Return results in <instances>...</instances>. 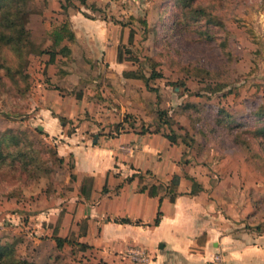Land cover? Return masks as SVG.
Instances as JSON below:
<instances>
[{"label":"rangeland","instance_id":"rangeland-1","mask_svg":"<svg viewBox=\"0 0 264 264\" xmlns=\"http://www.w3.org/2000/svg\"><path fill=\"white\" fill-rule=\"evenodd\" d=\"M77 1L86 17L106 26L103 40L113 44L109 50H82L77 39L66 59L55 61L60 53L49 54L54 65H44V53H38L49 48H44L40 33L44 17L37 4L27 0L32 41L26 71L31 85L21 97L0 79V132L14 129L42 151L39 162L48 167L36 173L22 171L21 164L0 170V242H13L17 256L29 261L104 264L97 250H81L71 232L73 244L56 248L51 234L60 229L54 231L58 221L52 215L66 212L63 199L72 184V156L63 152L67 148L62 137L75 136L72 144L82 136L92 140L99 132L115 133L119 122L122 133L134 128L176 135L175 144L164 138L163 147L156 150L169 157L170 170L178 165L180 172L194 176L195 184L204 181L215 188L218 201L229 204L235 224L250 232L264 231V163L259 158L264 160V137L252 138L264 124V0H196L184 9L187 17L171 5L174 0ZM64 5L56 13L60 19L66 7L73 10L71 0ZM198 7L207 12L199 18L194 12ZM125 72L141 77L127 78ZM2 73L0 69V77ZM58 92L66 95L68 105L78 104L79 112L50 113L57 109ZM220 109L240 124L235 132L248 143H233L226 123L217 120L223 117ZM62 117L66 124L60 127ZM167 120L171 125L162 122ZM136 138L150 149L161 140ZM124 250L117 255L131 261L122 255Z\"/></svg>","mask_w":264,"mask_h":264},{"label":"crops","instance_id":"crops-1","mask_svg":"<svg viewBox=\"0 0 264 264\" xmlns=\"http://www.w3.org/2000/svg\"><path fill=\"white\" fill-rule=\"evenodd\" d=\"M33 1L44 17V22L40 21L44 48L50 46L49 34L64 18L69 20L75 36L74 44L63 42L69 45L70 54L77 39L80 49L94 53L98 50L103 54L113 45L103 40L106 26L86 17L77 0H71L73 10L71 5L66 7L63 19L56 13L70 0ZM48 55L44 53L40 59L51 68L53 63L50 64ZM66 57L55 54V61ZM103 92L100 89L101 95ZM57 95V109L50 113L73 116L79 112L78 104L72 106L68 100V105L65 94ZM100 133L98 137L93 135L92 140L82 136L81 142L75 144V136L62 137L67 148L63 152L72 156L68 179L72 184L63 199L66 212L62 209L63 212L55 213L59 216L52 215L58 221L54 231L60 229L55 235L66 237L68 232L73 233L76 241L97 250L104 264H136L117 255V251L131 245L147 249L152 255L150 264H264V231L259 228L258 233L250 232L242 224H235L237 220L228 215L229 204L218 201L214 187L198 182L200 188L194 192V176L180 172L178 165L170 170L169 157H161L156 151L163 147L165 136L136 130ZM138 135L161 140L156 149H150L137 140ZM157 216L159 224L152 225ZM121 218L132 222L122 223ZM217 254L220 261L214 260Z\"/></svg>","mask_w":264,"mask_h":264},{"label":"trees","instance_id":"trees-1","mask_svg":"<svg viewBox=\"0 0 264 264\" xmlns=\"http://www.w3.org/2000/svg\"><path fill=\"white\" fill-rule=\"evenodd\" d=\"M196 0H174L171 4L183 17H187L186 11L192 7V4ZM62 8H65V5L62 4ZM194 12L199 18L202 15H205L207 12L203 8H195ZM29 13V7L27 0H0V69L3 72L0 79L6 80L10 84V88L13 90L14 94L17 96H24L29 90L31 85V79L29 73L26 71L28 66V57L30 55V44L32 41L31 31L26 24V17ZM194 16V13H193ZM196 18V19H197ZM211 19H207V24L211 23ZM51 44L48 49L41 50L38 53H48L51 56L55 53H60L64 56H68L71 53L70 47L68 44H63V42H70L74 40V33L71 29V25L68 19L62 21L57 25L49 35ZM9 54V57L5 56L3 52ZM121 59V58H120ZM127 78H140L141 75L135 72H125ZM161 76V75H155ZM190 107V106H186ZM193 107V106H192ZM223 109L219 110V114H223V117L218 118V122L226 123L230 131L231 139L234 144H244L248 143L246 139H242L241 135L235 132L239 129L240 124L236 123L232 118L231 114L224 113ZM259 114V118L261 113ZM264 114V113H263ZM162 111L160 112V116ZM226 119L224 120V118ZM161 120V119H160ZM222 121V122H221ZM62 125L66 124L64 117L61 118ZM163 123H169L170 121H162ZM233 124V125H232ZM169 125H171L169 123ZM123 127L122 123L115 124V131L120 132ZM133 130H135L133 128ZM202 130V129H201ZM114 132V131H113ZM112 132V133H113ZM139 132L145 133L146 130L142 129ZM159 129H156L154 133H158ZM110 133V134H112ZM71 132L68 133L70 135ZM102 133H97L94 137H98ZM171 144L177 142L176 135H171L170 133H162ZM264 137V124L253 131V139H258ZM250 142V141H249ZM248 145V144H247ZM42 151L35 149L29 141H26L19 137L16 134L15 130L8 128L0 132V170H4L5 167L14 168L16 164H21L19 167L22 171L27 173H36L41 169H48L45 167L44 163L39 162ZM50 154L52 157H57L55 160L58 163L63 160L61 157L57 156L56 150L50 149ZM259 157V156H258ZM264 163V160L259 157ZM31 165V166H30ZM30 166V168H29ZM264 169V166H263ZM71 177H73L71 175ZM145 187V186H144ZM142 188L144 190L145 188ZM200 188L199 184L192 183V191H197ZM122 223H131L132 221L129 218L119 219ZM160 218L157 216L152 225L159 224ZM54 240L56 243V248L60 249L64 246L65 243L72 245L73 241L68 237H61L54 235ZM81 250L85 251L88 248H91L85 242L76 241V243ZM0 264H44L41 262L29 261L24 258L17 256L14 243L0 242Z\"/></svg>","mask_w":264,"mask_h":264},{"label":"built area","instance_id":"built-area-1","mask_svg":"<svg viewBox=\"0 0 264 264\" xmlns=\"http://www.w3.org/2000/svg\"><path fill=\"white\" fill-rule=\"evenodd\" d=\"M122 255L129 258L133 263L136 264H150L152 260L149 253L138 246L127 247L122 253ZM214 260L220 261L221 256L218 254L214 255Z\"/></svg>","mask_w":264,"mask_h":264}]
</instances>
